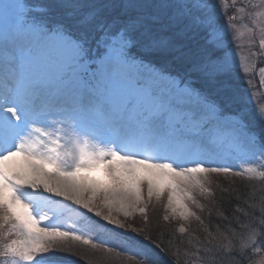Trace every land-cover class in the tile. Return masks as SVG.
Returning <instances> with one entry per match:
<instances>
[{
  "label": "snow or ice",
  "instance_id": "6c2138e0",
  "mask_svg": "<svg viewBox=\"0 0 264 264\" xmlns=\"http://www.w3.org/2000/svg\"><path fill=\"white\" fill-rule=\"evenodd\" d=\"M238 23L249 34L246 56ZM182 50L186 74L165 62ZM253 57L264 62V0L0 4V264H61L57 255L75 254L78 243L132 250L137 264H177L151 232L120 230L165 197V221L203 223L194 193L211 195L209 174L264 178ZM249 199L227 202L223 230H202L186 254L192 264H264V188ZM73 205L96 235L63 225L58 209Z\"/></svg>",
  "mask_w": 264,
  "mask_h": 264
},
{
  "label": "rangeland",
  "instance_id": "374dc122",
  "mask_svg": "<svg viewBox=\"0 0 264 264\" xmlns=\"http://www.w3.org/2000/svg\"><path fill=\"white\" fill-rule=\"evenodd\" d=\"M224 3L230 4L231 0H224ZM231 14V13H229ZM237 27L239 28L238 33V42L242 46L241 55H247V49L243 48V45H245L248 41L249 34L245 30V28L242 26L241 23L237 24ZM258 38H257V45H258ZM254 65V71L252 75V85L253 87L250 89V91L253 93V99L254 103L257 108L260 106H264V85L260 83L264 77H261L259 74V68L264 67V62H260L258 57H253L251 61ZM215 84V83H214ZM216 87L219 88V85L215 84ZM259 125V122H258ZM242 165V162H238ZM260 169V168H259ZM264 171V169L257 170ZM97 179L105 180L106 177L104 176L103 172L98 173L94 175ZM252 178H261L260 176H255ZM252 178L249 179V177L246 175L244 177H238L233 174H229L225 176L224 174H209L207 177V184L206 187H210L211 191H213L212 195L209 196H201L199 194V190L197 189L195 193H197L196 198L200 201V203L204 206L203 210L199 209H193L196 211L197 215L201 217V221L191 219L187 221L180 220L179 218H173L168 221H165L163 219L165 213L164 207L161 208L159 205H163V203L166 202V200L163 202H158V204H154V199L149 203L150 211L146 214H141L138 211L133 214V216L127 218L124 220L123 216H121V219L124 220V223L126 225L125 229H122L120 231L128 233L130 236V232H132V229H140L146 228V227H154L157 226V223H162L163 227L170 228L169 230L173 231L176 226V232L183 234L179 232V227L183 223L185 226L186 231L184 233H187V230H190L192 227L196 229L197 227H203L205 226V221L210 220L212 214L216 215L218 213V207L215 204V197L222 191V188L224 186H229L231 184H234L235 182L239 183L240 181L249 182L252 180ZM257 182H255L256 184ZM255 190L259 192V189L264 188L261 184L255 185ZM145 199H147L145 197ZM70 203V202H67ZM212 220V219H211ZM155 221V222H154ZM157 221V222H156ZM131 227H127V226ZM174 226V227H173ZM173 227V228H171ZM74 253H60L58 254L59 258H73L77 259L79 262L82 261V263H89V264H137V262H134V260L129 259L128 257H121L113 252L106 251L104 249H97L92 248L87 245H80L77 244L74 249ZM70 254V255H68ZM57 256V257H58ZM76 261V260H75ZM192 264V261H190Z\"/></svg>",
  "mask_w": 264,
  "mask_h": 264
},
{
  "label": "trees",
  "instance_id": "16d2710c",
  "mask_svg": "<svg viewBox=\"0 0 264 264\" xmlns=\"http://www.w3.org/2000/svg\"><path fill=\"white\" fill-rule=\"evenodd\" d=\"M256 184L254 181H249L248 183L240 181L239 183L235 182L229 186H224L222 191L215 197V204L218 207V213L216 215L212 214V220L205 221L204 228H208V230L212 231L214 235V230L217 227H221V230H223V227L221 226V215H229L228 212H224V209L227 208L231 210V207L233 206L229 205L227 202L232 199L233 196H239L241 200L247 199L248 203H252L253 200L249 199V197L252 196L253 188L256 187ZM241 193L244 195H240ZM260 198V195L255 196L256 201H259ZM174 228L175 229L171 231L169 230L170 228H165L162 223L158 222L157 226L146 228L141 227L140 229H143L145 233L151 232L153 239H155L157 243H160L161 241L163 242L162 247H170L177 264H191V259L189 255L186 254L189 253L190 249L194 246V241L204 239L207 233L202 231L204 229L203 227H197L196 229L192 227L187 233L183 234L176 232V226ZM148 251L151 255L157 256L161 260L165 259L156 248L148 249Z\"/></svg>",
  "mask_w": 264,
  "mask_h": 264
}]
</instances>
